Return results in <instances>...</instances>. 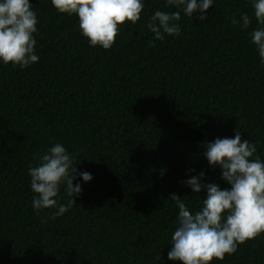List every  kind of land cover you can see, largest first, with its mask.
Returning <instances> with one entry per match:
<instances>
[{
  "label": "trees",
  "instance_id": "obj_1",
  "mask_svg": "<svg viewBox=\"0 0 264 264\" xmlns=\"http://www.w3.org/2000/svg\"><path fill=\"white\" fill-rule=\"evenodd\" d=\"M29 2L39 60L25 68L0 60V264H181L168 259L179 212L171 196L194 213L207 189L194 193L188 179L231 189L206 145L239 132L264 161L254 0H213L203 21L143 0L141 19L121 25L110 50L89 45L75 14ZM157 10L180 11L179 36L155 39L147 24ZM55 143L92 179L77 175L81 194L53 218L58 208L32 206L29 169ZM65 187L58 205L71 199ZM211 264H264V233Z\"/></svg>",
  "mask_w": 264,
  "mask_h": 264
},
{
  "label": "clouds",
  "instance_id": "obj_2",
  "mask_svg": "<svg viewBox=\"0 0 264 264\" xmlns=\"http://www.w3.org/2000/svg\"><path fill=\"white\" fill-rule=\"evenodd\" d=\"M61 14L79 18L82 35L92 47L110 50L120 35V26L126 22L135 25L144 10L143 0H51ZM213 0H167L168 6L182 9L184 15L193 17L199 12L201 21ZM254 16L261 27L250 35L261 63L264 64V0H254ZM180 11L157 10L147 27L156 40L179 36L181 28L177 21ZM241 27L248 28L251 19L241 16ZM238 23L235 18L231 21ZM38 19L29 0H0V60L13 67L25 68L38 62L35 54ZM150 46H154L150 42ZM205 156L212 166H219L222 178L231 185L230 190H221L216 184L202 185L193 176L185 183L194 193L207 189V198L199 211L192 212L180 196L173 194L171 200L179 209L177 227L171 236L168 259L181 264H211L234 254L239 245L255 240L264 233V161L255 156V143L242 139L239 132L234 138H217L206 145ZM254 157V158H253ZM74 159L61 143H55L40 157L38 166L29 169L31 189L36 194L32 206L37 213L41 209L58 208L53 218L62 216L75 204L74 197L81 194L77 175L87 182L92 179L88 172L78 173ZM204 173H200L203 177ZM71 198L67 205L59 204L57 197L65 186Z\"/></svg>",
  "mask_w": 264,
  "mask_h": 264
}]
</instances>
